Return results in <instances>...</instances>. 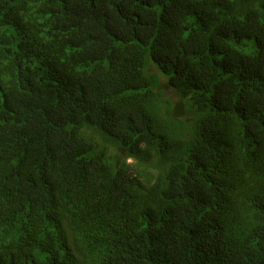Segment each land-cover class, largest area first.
I'll list each match as a JSON object with an SVG mask.
<instances>
[{"label":"trees","instance_id":"trees-1","mask_svg":"<svg viewBox=\"0 0 264 264\" xmlns=\"http://www.w3.org/2000/svg\"><path fill=\"white\" fill-rule=\"evenodd\" d=\"M0 264H264V0H0Z\"/></svg>","mask_w":264,"mask_h":264}]
</instances>
